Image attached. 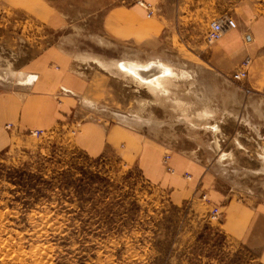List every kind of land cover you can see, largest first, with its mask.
Here are the masks:
<instances>
[{"label": "rangeland", "instance_id": "374dc122", "mask_svg": "<svg viewBox=\"0 0 264 264\" xmlns=\"http://www.w3.org/2000/svg\"><path fill=\"white\" fill-rule=\"evenodd\" d=\"M26 1L55 12L57 27L26 8ZM34 1L0 0V87L22 89V71L40 50L58 44L74 55L76 68L102 78L86 118L160 144L164 173H174L172 156L183 154L216 174L212 187L227 200H264V91L250 88V57L235 70L211 63L220 40L208 42L207 29L220 18L191 27L186 20L171 27L165 22L159 39L122 43L102 29L103 15L120 0ZM226 5L238 7L243 30L257 20L264 25V0L207 3L205 12L210 16ZM154 7L145 25L168 18ZM259 30L264 33V26ZM156 60L173 70L160 88L115 64ZM244 60L248 74L235 80ZM44 130L15 139L0 154V264H264L256 251L224 233L221 213L211 218L218 205L207 194L177 200L147 180L137 162L115 151L84 153L73 125ZM183 177L191 180L192 174Z\"/></svg>", "mask_w": 264, "mask_h": 264}, {"label": "crops", "instance_id": "0c3cea01", "mask_svg": "<svg viewBox=\"0 0 264 264\" xmlns=\"http://www.w3.org/2000/svg\"><path fill=\"white\" fill-rule=\"evenodd\" d=\"M222 1L232 0H120V4L103 15L102 29L112 42L141 44L148 37L161 38L165 22L171 27L173 23L177 25L186 20L191 27L199 19L209 22L213 18L236 17L238 28L227 30L222 40L213 46L210 61L221 71L229 67L235 70L244 58L250 57V88L255 92L264 91V33L259 30L264 25L257 20L249 24L248 30H243L244 19L234 12L238 7L230 9L229 5L223 11L216 8L213 15L206 14L207 3ZM139 2L153 4L168 18L164 16L145 25L147 10ZM25 3L27 6L28 2ZM43 4L39 3V9L31 5L26 8H35L34 12L45 19L47 25L54 22L52 26L57 27L55 12L48 14ZM22 73L26 82L22 83V89L0 87V154L15 139H24L31 129H49L67 122L75 127V142L84 153L96 157L115 151L123 159L137 162L147 180L161 183L177 200L199 194L210 196L211 203L220 207L224 233L256 251L258 260L264 263V200L259 203L242 202L236 197L227 200V194L212 187L216 174L203 162L183 154L172 156L175 172L164 173L160 144L141 141L122 126L99 123L90 116L86 118L90 114L87 107L100 95L102 78H93L85 70L76 68L74 55L58 44L40 50ZM8 123L13 124L12 128H6ZM186 172L192 174L191 180L183 177Z\"/></svg>", "mask_w": 264, "mask_h": 264}, {"label": "built area", "instance_id": "2783aa9c", "mask_svg": "<svg viewBox=\"0 0 264 264\" xmlns=\"http://www.w3.org/2000/svg\"><path fill=\"white\" fill-rule=\"evenodd\" d=\"M142 4V6L146 7L147 11H148V16L152 15L154 13V5L149 3V2H139ZM237 28V22L234 18L232 17H225L222 19H217V20H213L210 22L209 27L207 29V40L208 42L212 43V42H216L219 41L223 38V35L227 32V30L230 29H235ZM248 65H249V61L244 60L243 63L241 64L240 68L238 71H236L232 77H234L235 80H240L243 79L247 76L248 74ZM11 123L8 124L7 127H11ZM32 135L35 136H39V135H44L45 133H47L46 130L44 129H39V130H30V132ZM165 163L167 164V169L169 170V172H173V168L170 165V155L166 154L165 156ZM187 177H190V174H186ZM220 208L218 206H214L213 209L211 210V218L212 219H220Z\"/></svg>", "mask_w": 264, "mask_h": 264}, {"label": "bare ground", "instance_id": "6f19581e", "mask_svg": "<svg viewBox=\"0 0 264 264\" xmlns=\"http://www.w3.org/2000/svg\"><path fill=\"white\" fill-rule=\"evenodd\" d=\"M106 64L107 63H105V65ZM115 64H116V66L121 68V70H123L125 73H128L129 75H132L135 78H137L138 80H140L142 83H148L155 88L161 87L162 78H164V77L168 78L169 76H171L173 74V70L168 66V64L166 65V64H164L160 61H157V60L151 61L150 63H146V64L136 63V61L135 62H132V61H130V62H127V61L119 62V61H117ZM148 64H150V65H148ZM30 80H32V79H30ZM164 83H166V82L164 81Z\"/></svg>", "mask_w": 264, "mask_h": 264}]
</instances>
